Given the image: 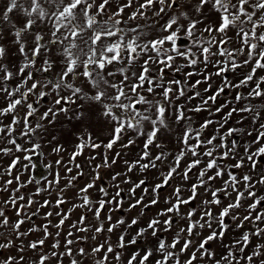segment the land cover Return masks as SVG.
Wrapping results in <instances>:
<instances>
[{
    "label": "snow or ice",
    "instance_id": "obj_1",
    "mask_svg": "<svg viewBox=\"0 0 264 264\" xmlns=\"http://www.w3.org/2000/svg\"><path fill=\"white\" fill-rule=\"evenodd\" d=\"M149 12L151 16H148ZM5 39H10L15 48L13 56L18 59L15 63L10 62L9 49L0 42V98L5 102V106L0 107V156L12 157L7 167L0 165V191L10 193L7 199L0 201V264H51L53 259L57 264H64L66 257L70 258V264H85L87 260H92L93 264H110L112 259L120 262L122 252L118 249L136 245L149 230L158 241L155 249L133 252L126 264H149L153 257H158L154 264H197L205 259L214 264H264V227L261 226L264 225V208H261L264 195L257 191L258 185L264 186V172H258L264 159V123L260 122L264 105L252 103L256 98H264V75L257 78L258 70L264 71V0H6L0 9V41ZM38 61H41L39 67ZM57 65L56 79L47 78L42 83L35 78L34 73L47 74ZM210 66L214 71H208ZM244 67H249L250 71L242 74L237 82L228 78L229 72L235 75ZM177 74L184 78H178ZM197 76L200 78L193 82V77ZM213 76L220 79V86L214 91ZM202 85L206 87L201 91ZM241 88H249L247 95L238 91ZM229 89L237 90L234 100L237 104L246 101L245 106L230 107L221 122L206 119L195 127L188 113L208 111L210 116L221 113L231 102L221 104L214 111L210 105H215L221 94ZM53 93L52 106L41 113L38 105ZM207 93L211 94L204 95ZM32 96L36 99L29 102ZM197 99L198 104L188 107ZM77 101L82 103L77 104ZM85 104L96 107L110 125L107 142L98 140L87 127L83 128L76 134L77 142L69 155L68 165L71 166L63 164L60 154L67 150L57 143L52 154L59 157L55 160L57 168L63 166L69 174L65 187L59 188L62 178L57 170L54 179L47 181V187H37L35 193L27 196L22 194L28 184L40 185V180L33 177L23 180L29 166L35 167L32 155L42 147L40 143L32 142L33 138L47 131L45 122L53 124L61 113L68 119L82 120ZM72 105H76L75 110ZM20 108L26 109L23 117L18 114ZM236 114L240 115L237 124L250 118L251 124L258 127L252 130L231 127L222 132ZM8 118L10 122L5 123ZM173 122L179 127L177 142L182 147L173 157L167 173L161 172V182L151 189L145 187V179L133 183L128 177L122 181L132 184L128 193L134 202L128 204L126 211L142 206L143 214V209L158 204L159 190L172 179L179 176L187 182L194 169L202 162L204 166L188 189L190 195L187 198L181 187H176L172 196L165 200L168 206L157 213V217L163 219H150L146 227L139 228L128 239V229L137 225L138 220L132 218L129 223L121 217L112 223L111 213L123 209L125 203L120 183L113 184L117 190L111 196L107 187L99 186L102 198L95 202L90 198L89 190L102 179L100 170L116 165L122 150L136 143L135 137H146L141 152L132 161L124 160L126 171L115 172L111 181L117 182L137 168L144 173L159 167L158 162L162 164L172 155L157 142L159 133L162 130L171 132ZM213 124H217L215 133L204 139V131ZM18 129L19 138L30 143V147L18 142ZM130 132L135 133V137L122 142ZM237 133L254 137L243 145L242 154L237 140L228 142ZM55 139L53 136L52 140ZM117 145L121 151L116 150ZM153 146L159 149L155 155L151 151ZM85 152H89L90 164L97 158L101 163L94 164L92 181L77 193L81 203L73 204L65 212L62 205L67 201L63 193L83 176V166L76 161ZM189 155L193 159L182 173L179 172L181 162ZM202 157L208 159L202 161ZM228 159L235 161L227 165L228 169H242L247 165L249 171L238 176L228 170V179H223L225 167L220 162ZM52 166L51 163L45 165L48 169ZM74 169L76 175H70ZM218 179L223 181V186L213 188V182ZM142 187V194L136 198L137 189ZM201 188L211 199H202L201 209L190 208L183 214V207L199 198ZM45 191L50 194L56 191L55 203L45 199L35 212L30 211L39 203L34 196ZM149 191L153 198L145 204ZM232 193H235L234 200ZM221 194L230 202L223 203ZM245 200H251L246 209ZM9 208L15 212L14 220L7 213ZM46 208L56 211H46L43 214L45 222L37 226L34 217ZM77 208L92 212L96 223L89 224L87 215H80L69 226L61 244L65 223ZM106 209L109 214L102 219ZM241 209L246 212L242 218ZM173 215L187 223L175 232L169 243L158 233L161 225L164 232L172 230L177 222ZM197 215L199 219H196ZM53 216L58 218L55 223L50 219ZM226 218L239 221L235 224L238 232L246 225L250 230L239 232L236 239L223 244L230 228ZM104 220H107V226ZM29 222L32 226L21 231ZM214 223L216 228H213ZM124 225L127 227L119 234L115 246L111 236L96 243L90 251L82 246L89 238L87 233L92 232L91 239L98 241L105 232L112 234ZM50 228H55L56 232L53 234ZM205 228L209 230L208 234L196 244L192 237L200 236ZM35 232H42V237L25 244L22 238ZM76 233L85 235L73 240L71 237ZM50 237L54 242L50 250L45 251V243ZM253 238L257 241L254 246ZM215 240L221 241L225 249L219 259L207 247ZM74 244L80 246L74 250ZM61 247L63 251H59ZM10 249H15L16 254L3 255ZM28 252L38 255L29 259ZM184 255L187 259L182 260Z\"/></svg>",
    "mask_w": 264,
    "mask_h": 264
},
{
    "label": "rangeland",
    "instance_id": "obj_2",
    "mask_svg": "<svg viewBox=\"0 0 264 264\" xmlns=\"http://www.w3.org/2000/svg\"><path fill=\"white\" fill-rule=\"evenodd\" d=\"M5 2H6V0H0V9L3 8ZM151 15H152V13L149 12L148 16H151ZM141 23H144V22L141 21ZM201 27H203V25H201ZM0 42L4 43L5 46L9 49V52H8L9 61L12 63H15L17 61L18 57L13 56V53L15 52V48L11 45L10 39H5L4 41H0ZM178 62H180V61H178ZM40 63H41V61H38V64H37L38 67H39ZM188 70H190V69H188ZM58 71H59V67L57 65L53 71H51L47 74L34 73V76L36 79H39L43 83V82H45V80L47 78H51L53 80L56 79V73ZM208 71L212 72V71H214V69H212L210 66ZM248 71H250V68L244 67V68L240 69L235 75L231 72H229L227 75H228V78L230 80H232L233 82H237L238 79L242 78V74H246ZM171 75H172V73L169 72L168 76L171 77ZM261 75H264V71L258 70L257 78ZM177 77L180 79L184 78L183 75H181V74H177ZM199 78L200 77H198V76L193 77V82L195 79H199ZM212 83H213V91H214L217 87L220 86V79L218 77L213 76L212 77ZM84 87H85V89H87L88 86L84 85ZM203 87H206V85L201 86V91L203 90ZM252 87H254V84L252 85ZM45 90H48V89H45ZM236 91L237 90H232V89L226 90L225 93L221 94V96L218 98L215 105H210V107L214 111V109L216 107H220L221 104H226V103L231 102L229 104V107L225 108L221 113H216V114L211 115V116L209 115L208 111H203L200 113H188V115L192 117L194 126L198 128L199 125L201 123H203V121L206 119H212L214 121L221 122L223 116L226 114V112L229 110L230 107H243V106H245V104L247 103L246 101H241L239 104H237L235 102L234 97H235ZM238 91H241L245 95H247L249 88H241ZM62 94H66V93H62ZM209 94H211V93H207L204 95H209ZM35 99H36L35 96L29 97V102H33V101H35ZM54 99H55V94L53 93V94L49 95L48 97H46L43 101H41V103L38 105L40 112L42 113L48 107L52 106V102L54 101ZM183 102L184 101L181 100V103H183ZM199 102H200L199 99L192 101L188 105V107H194ZM80 103H82V101H77V104H80ZM252 103L257 104V105H264V98H256L255 100L252 101ZM3 106H5V102L2 98H0V107H3ZM71 107L74 110L76 109V105H72ZM25 111H26L25 108H20V109H18V114L21 117H23ZM83 111L85 112V117L79 121L75 120V119H68L67 117H65V115L63 113H61L60 115H58L56 121L53 124L48 125L47 122H45L46 127H47V131L43 132L38 137L33 138L32 142L40 143L42 145V147H41V149L37 150V154L32 155V164L35 165V167L33 168L31 165L29 166V169L27 171H25V173H24L23 180L27 181L29 177H33L35 179L40 180V185H37L35 183L28 184L26 188L22 189V194L27 196V195H30L32 193H35L37 187H47V181L54 179V176H55V173L57 170L60 172V176L62 178L61 183L59 185V188L65 187V184L67 183L66 177L69 174L66 173L65 168L63 166L59 167V169L57 168V166L55 165V160L59 159V157L52 154V148L57 143L63 144L64 148L67 150L66 152H63L60 155L63 156V164L68 165L69 155L74 150V145L77 142L76 134L79 133L80 131H82L83 128L87 127L88 131H90L94 137H96L98 140H101L105 143L107 142L108 134L111 131L110 125L105 121V119L103 117H101L99 115L98 111L96 110V107L91 106L89 104H85ZM70 115H71V113H70ZM244 115L247 116L248 114H244ZM33 119H35V118H33ZM239 119H240L239 114L233 115V117L230 118L228 124L221 131L226 132L227 129L231 128V127H239V128H244L246 130H252L253 127H258V125L253 126L251 124L250 118L245 119L243 121V123H241V124H237V120H239ZM4 122L9 123L10 118L5 119ZM260 122L264 123V115H262V119ZM172 128H173V130L171 132H169L167 130H162L159 133V138H158L157 142L162 143L165 146V150L172 154L162 164L160 162H158V164H160L159 167H157L155 169L150 168L144 173H141L139 171V169L137 168L132 173H128L127 177L121 176L117 182L111 181V175H113L115 172H122L123 173L126 171L125 165H124V160L132 161V160L136 159L138 154L141 152V150L143 148V141L146 137H143V136L135 137V133L130 132L124 137L122 142L126 143L127 139L129 137H135L136 143L134 145L130 146L129 148L122 150L121 158L119 159V161L116 165L112 166V168L101 169L100 171L102 173V179L99 181H96V187L89 190L90 198L92 199L93 202H95V201L99 200L100 198H102L100 193L98 192L99 186L103 185V186L107 187L109 190V196H111L117 190L115 187H113V184L114 183H120V187L124 190L123 191V198L125 200V203H124L123 209L113 211L111 213L112 223H115V221L120 219L121 217L125 218L129 223L131 222L132 218H136L138 220V224L133 226L131 229H128V237H127L128 239H131V237L136 234V231L139 228L146 227L147 222L150 219H152V218L163 219V217H157V213L160 210H162L168 206L165 204V200L168 197L172 196V193L176 187H181V189L183 191L184 198H187L188 195H190V192L188 191V189L190 188L192 183L196 182V176L198 175L199 169L204 166V164L202 162V164L200 166H198V168L194 169L191 173L190 180L187 182H184L179 176L172 179L167 186H165L164 188L159 190V195H158V201L159 202H158V204L151 206L149 208L143 209V214H141L142 206H138L134 210H131V211H126V209L128 208V204L134 202V200L129 197V193H128V189L130 187H132V184L131 183L124 184V183H122V181L128 177L131 178V181L133 183L138 182L140 179H145L146 180L145 187H148L149 189L154 187L155 184L161 182V172L167 173L169 165H171L173 163V157L179 152V149L182 147V145H180L177 142V132L179 131V127H177L175 125V123L173 122ZM216 128H217V124L210 125L204 131L203 138L207 139L209 136L214 134ZM148 130H150V126L148 127ZM16 135L18 137L19 143H21L25 147L31 146L30 143H25V140L23 138H19V129L17 130ZM53 136L56 137L55 140H52ZM253 138L254 137H249L246 134L237 133L234 135V137L229 138L228 142L230 144L232 139L237 140L238 144L240 145L239 151L242 154L243 145L246 143H249ZM49 141H51V143H49ZM216 143H219V141L217 140ZM116 150L121 151L119 145L116 146ZM99 151L101 153H103V149H100ZM151 151H152V154L155 155L159 152V149H157L153 146ZM200 151L203 152L204 149H200ZM40 153H42V154H40ZM113 154L114 153H112L110 155H113ZM15 155H21L22 156L21 153H15ZM88 155H89V152H85V154L83 156H80L77 158L76 162L83 166V173L84 174L82 177H79L74 182V187L67 188L65 190V192L63 193V196H64L65 200L67 201V203L62 205V208L65 212H67L70 208H72L73 204L81 203V201L77 198V193L87 183L92 181V176H93L92 168H93L94 164L101 163V159L97 158L92 164H90L88 162ZM11 158L12 157L0 156V165L7 167L8 163H10V161H11ZM192 159H193V157H191L190 155L187 156L181 162L179 172L182 173L183 169L187 166V164ZM207 159H208L207 157H202V161H206ZM23 163H28V162L23 161ZM49 163H51L53 165L51 169H48L45 167V165H47ZM220 163L223 167H225V175L223 177V179H225V180L228 179L227 174H226L228 170L232 171L233 173L237 174L238 176H242L243 174H245L249 171V168L247 167V165L242 169H235V168L228 169L227 165L235 163V161L231 160V159L221 161ZM68 166H71V165H68ZM18 171H20V170H18ZM76 171L77 170L74 169V171L70 175H76ZM258 172H264V159H262V161L260 163V167L258 169ZM209 174H212V173H209ZM252 175L255 176L256 173H252ZM7 178L8 177H5V179H7ZM15 186L16 185H13L12 187H15ZM222 186H223L222 180L218 179V180L213 182V188H219ZM241 190H243L242 185H241ZM257 191H258V194L264 195V186L258 185ZM142 192H143V187L141 189H137L136 198H139V196L142 194ZM199 193H200V196L195 202H193L190 205H186L183 207V214H186V212L190 208H196L198 210L201 209L202 199H205V198L211 199L210 194L206 193L204 188H201L199 190ZM9 194H10L9 192L0 191V201L7 199L9 197ZM152 198H153V194L151 193V191H149V193L145 197L144 203L147 204L149 202V200H151ZM34 199L36 201H38L39 203L32 206V208L30 209V211H32V212H35L36 209L39 207V204L43 203V201L45 199L51 200L54 204L55 199H56V191H52L51 194L47 191L42 192L40 195L34 196ZM221 199H222L223 203H225V204L230 202L227 198L224 197L223 194H221ZM234 199H235V193H232V200H234ZM173 202H174V199H173ZM249 203H251V200H245L244 201V209L247 208V205ZM0 206H2V205H0ZM108 207H112V206L109 205ZM261 208H264V204L261 205ZM244 209L239 210V214H240L241 218L243 217L244 214H246ZM46 211H56V209L55 208L41 209L40 214H38L36 217H34V222L37 226H39L45 222L43 220V214ZM7 213L11 219L14 220L16 218L15 212L13 210H11L10 208L7 209ZM82 214L87 215V217H88L87 222L89 224H95L96 223V221L93 218L92 212H87L83 208L75 209L71 213L70 219L68 221H66V223H65L63 233L60 237L61 244H63L64 234H66L67 231L69 230V226L71 225V223L75 222L79 218V216ZM108 214L109 213L106 209L102 215V219H104V217H106ZM50 219L53 221V223H55L58 220V218L56 216H53ZM173 219H174V221H177V222L173 224L172 230L170 232H164L163 231V225H161V231L158 233L159 237L166 238L169 243L171 242V239L174 236L175 232L178 231L180 227H184L187 223L186 220H179L175 215H173ZM196 219H199V215H197ZM238 222L239 221L233 222L231 219L226 218V223H228L230 225V228H229V231H228V233H227V235L223 241V244H228L230 241L236 239L239 235V232L250 230V226L246 225L244 229H241L238 232L236 227H235V224ZM104 223H105V226H107V223H108L107 220H104ZM31 226H32L31 222L26 223L25 225L22 226L21 231H26ZM261 226L264 227V225H261ZM126 227H127V225L121 226L120 228L116 229V231L112 234H108L105 232L103 235H101L99 237L98 241H93L91 239V236L93 235V233L89 232L86 234L89 238L86 242L83 243L82 246L90 251L91 247H93L96 243L102 242L108 236H111V243L115 246V244L117 243V239H118L119 234L122 231H124V229ZM216 227H217V225L214 223L213 228H216ZM0 231H2V229H0ZM50 231L54 234L56 232V229L50 228ZM208 232H209V230L207 228H205L200 236L197 237L194 235L192 237V239L196 242V244H198L199 241L202 240L204 238V236H206L208 234ZM80 235H85V234L76 233L71 238L73 240H75L76 236H80ZM41 237H42V232H35V233H30L28 237L22 238V239L24 240V243L26 244L32 240H37ZM53 242H54V238L50 237L45 243L44 250L49 251L50 246ZM157 242H158L157 238L152 237L151 231L149 230V232L146 234V236L144 238H141L140 240H138L136 245L129 246L123 250L118 249V251L122 252V260L120 262H117L114 259H112L110 261V264H126L127 258L133 252H135L137 250L143 252L144 250H146L148 248L155 249ZM256 242H257L256 239L253 238V246L255 245ZM16 243L19 244L20 241H16ZM223 244L221 243V241L215 240V241H211L209 243V245H207V247H209L210 250H212L216 253V259H219L220 256L224 254L225 249L223 247ZM79 246H80V244H74L73 249L75 250ZM63 250H64L63 247H61L59 249V251H63ZM177 251H179V248H177ZM248 251L250 252L251 248H249ZM8 254L15 255L16 254L15 249L6 250L3 252V255H8ZM26 255L29 257V259H31L32 257L37 256L38 253L28 252V253H26ZM188 255H190V252L188 253ZM156 258H158V257H153V260L150 261L149 264H154V260ZM181 259L182 260L187 259V255L182 256ZM51 264H57L56 260L53 259ZM64 264H70V258H67V257L64 258ZM85 264H93V261L87 260V261H85ZM197 264H214V262L205 259L204 261H197Z\"/></svg>",
    "mask_w": 264,
    "mask_h": 264
},
{
    "label": "flooded vegetation",
    "instance_id": "obj_3",
    "mask_svg": "<svg viewBox=\"0 0 264 264\" xmlns=\"http://www.w3.org/2000/svg\"><path fill=\"white\" fill-rule=\"evenodd\" d=\"M45 172V171H44Z\"/></svg>",
    "mask_w": 264,
    "mask_h": 264
}]
</instances>
